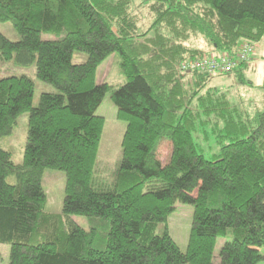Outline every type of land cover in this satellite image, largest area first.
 Listing matches in <instances>:
<instances>
[{"label":"trees","instance_id":"obj_1","mask_svg":"<svg viewBox=\"0 0 264 264\" xmlns=\"http://www.w3.org/2000/svg\"><path fill=\"white\" fill-rule=\"evenodd\" d=\"M144 8L152 16L145 31ZM0 23L20 38L0 33V60L35 64L37 79L57 91L34 107L32 79H0V140L29 114L23 165L0 148V246H9V264L264 263V86L260 102L232 101L212 76L182 69L260 44L264 0H0ZM114 54L126 78L116 91L97 78ZM248 69L232 74L252 94ZM109 93L127 129L107 185L96 172L105 128L97 113ZM202 133L216 140L210 159ZM163 141L172 145L165 165ZM46 170L66 175L62 214L45 211ZM178 203L194 209L186 253L166 229L157 234ZM75 216L90 219V230Z\"/></svg>","mask_w":264,"mask_h":264},{"label":"rangeland","instance_id":"obj_2","mask_svg":"<svg viewBox=\"0 0 264 264\" xmlns=\"http://www.w3.org/2000/svg\"><path fill=\"white\" fill-rule=\"evenodd\" d=\"M137 6H135L136 8ZM137 13L138 10H137ZM140 15L144 18L142 20V29L145 31L152 20V16L149 11L144 8ZM0 33H2L6 38L12 42L19 41V35L15 31L12 23H0ZM43 39L52 40L54 37L48 35L44 36ZM212 52V51H211ZM215 53V52H212ZM216 54V53H215ZM264 38L259 45H256L255 58L259 61V67L264 64ZM85 55L75 56L76 63H82V59L85 61ZM254 61L249 65L253 66ZM120 57L118 54L112 55L108 58L99 68L97 73L98 83L107 84L116 91L126 83V78L121 73L120 68ZM256 68V69H257ZM27 76L35 82V94H34V107L39 105L40 97L43 93H56L57 91L43 82L39 81L36 77V67L35 64L23 68L17 66L14 62L4 63L0 60V79L11 76ZM218 76V75H217ZM255 80H264V69L258 73V77ZM231 79H234L233 74L229 76H218L213 77L211 81L212 86H217L219 89H224L229 94L230 100H235L239 98H246V101H250L247 95L252 98V100L261 101L259 94H257L258 89L252 88L251 92L254 94H247L245 90H241L239 82L233 84ZM215 84H213V83ZM240 88V89H239ZM243 88V87H242ZM250 92V93H251ZM257 94V96H255ZM111 93H109L102 106L98 110L97 115L105 119V128L102 135L100 149L97 159L96 172H99L102 177L101 181L107 185L114 182V175L118 171V168L122 161V142L127 129V124L125 122L119 121L117 118V108L113 103ZM29 130V114L25 113L21 115L17 124L14 126V130L10 136L4 137L0 140V148L11 153L13 162L17 166H22L24 161V152L27 144ZM209 130V129H208ZM203 137H197L198 142L202 145L205 150V156L210 159L213 154L218 152V148L215 147L216 140L214 136L205 135L202 133ZM204 138L206 139L204 141ZM207 151V152H206ZM172 145L168 141H163L159 147V160L163 165L167 164L171 158ZM11 181H14L11 179ZM66 175L62 172L54 170H46L42 178V187L46 194L47 203L45 211L50 214H62L63 205L65 200V189H66ZM194 209L190 205L177 204L174 213L169 217L166 225H161L157 230L158 235H162L166 229L169 235L177 243L178 247L183 253H186L189 236L191 231L192 219H193ZM74 221L80 225L85 230H90V219L85 217H73ZM227 242L225 239H220L218 241L216 251H215V263H219V253L223 244ZM9 246H0V264H9ZM264 264V263H261Z\"/></svg>","mask_w":264,"mask_h":264},{"label":"built area","instance_id":"obj_3","mask_svg":"<svg viewBox=\"0 0 264 264\" xmlns=\"http://www.w3.org/2000/svg\"><path fill=\"white\" fill-rule=\"evenodd\" d=\"M256 44L243 42L235 51L214 54L192 61L186 62L183 71H200L210 76L227 75L235 72L240 66L250 65L255 57Z\"/></svg>","mask_w":264,"mask_h":264},{"label":"crops","instance_id":"obj_4","mask_svg":"<svg viewBox=\"0 0 264 264\" xmlns=\"http://www.w3.org/2000/svg\"><path fill=\"white\" fill-rule=\"evenodd\" d=\"M259 45V44H258ZM262 60H264V58H262V56L260 57ZM254 61V60H253ZM253 66H255L254 67V69H251V70H247L246 71V73H245V76H246V78L248 79V80H250L253 84H254V87L255 88H257L258 89V91H257V94L258 93H262V90H260V87H263L264 86V80H255L256 78L255 77H258V73L259 72H261V69H264V64L261 66V69L258 67L257 68V66H259V61L257 60V58H255V61H254V64H253ZM257 68V69H256ZM231 81L233 82V84H235L236 83V78L234 77V79H231ZM213 83V82H212ZM213 84H215V83H213ZM243 87V86H242ZM241 87V90L243 89ZM240 89V88H239ZM249 89V88H248ZM251 89L252 88H250V92H251ZM249 92V93H250ZM251 93H253L254 94V92H251Z\"/></svg>","mask_w":264,"mask_h":264},{"label":"clouds","instance_id":"obj_5","mask_svg":"<svg viewBox=\"0 0 264 264\" xmlns=\"http://www.w3.org/2000/svg\"><path fill=\"white\" fill-rule=\"evenodd\" d=\"M216 53V52H215ZM214 53V54H215ZM216 54H219V53H216ZM218 76H224V75H218ZM217 75H215V76H212V77H218ZM226 76V75H225ZM100 84V83H99Z\"/></svg>","mask_w":264,"mask_h":264}]
</instances>
